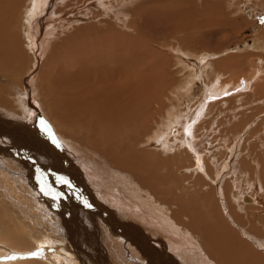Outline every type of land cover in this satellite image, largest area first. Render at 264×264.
Masks as SVG:
<instances>
[{"label": "rangeland", "instance_id": "1", "mask_svg": "<svg viewBox=\"0 0 264 264\" xmlns=\"http://www.w3.org/2000/svg\"><path fill=\"white\" fill-rule=\"evenodd\" d=\"M2 1L12 2L14 0ZM33 1L20 0L19 4L12 6L17 7L15 9V21H10L7 15H1L3 18H0L2 20H0V39L8 40L10 44L16 40L19 41V46L6 47L8 53L5 59L0 57V152L5 153H0V161L15 160L14 164L25 174L27 173L26 175L30 179L39 181L42 188L37 187L35 191L29 190V187L21 186L18 182H14L15 180L9 179L8 182L4 179V185L9 187L10 190H7L10 194L4 193L11 196L12 200L4 199L0 185V235L6 234L5 230L11 229L12 234L18 236L19 239L21 238L19 241L25 240L29 247L32 245L35 248L39 246L38 241L45 231L46 235L48 234L47 236H50L53 241L60 238L59 243L64 245L65 249L70 250L79 264H147L141 259V254L136 248L131 246L128 248L121 241L118 235L124 234L119 232L120 228L112 229V226L108 225L109 223L106 224L98 216L95 218L98 219L99 226L96 229L93 227V222L91 223L88 214L95 212L91 211L92 205L85 198L86 194H89L93 200L97 199L96 202L110 212L119 215L124 213L125 217L130 216L135 222L140 221L145 224V227L152 225L150 223L147 225L146 221V223L142 221L146 217L139 214L141 211L140 204L138 201L127 199L121 187L120 189H116L118 186L111 188L102 182H100L102 183L101 187L96 185V182L103 177L102 173L91 175L93 180L97 177L94 180L96 182H91L87 173V167L92 159L91 155H87L82 162L75 159L73 161V157L77 158L81 155L82 149L77 150L73 145L65 144L61 126L64 127L66 122L60 119L62 115L60 117L55 107L56 101H61L64 97L62 90L68 89L66 79L63 76L66 73L63 66L69 63L71 57L76 60H74L73 73L83 64L87 67L94 66L95 55L91 54L95 53V50L102 51L103 45L99 46L101 44L99 39L93 41L94 35L112 30L124 32L131 37V41H134L133 36L139 37L141 35L139 38L145 43L146 41L153 42L155 47L159 48L165 56L177 59L174 61L181 58L188 62L187 56L189 54L190 56L197 55L198 58L206 57L202 61L203 64L201 60L194 61V63L189 61V71L193 69L194 76L192 75L193 78H191L189 72L191 81L188 85L190 86L183 84L184 86L187 85L184 91L187 89L188 91L182 101L184 103L181 104V107L178 106L179 118L182 121L179 119L180 122L174 125L175 127L178 126L176 128L179 129V132L184 125L182 133H173L171 130L174 128H168L162 132L159 138L154 139V143L153 140L151 143L146 142L150 133L147 136L142 133L139 139H144L143 142L146 143L142 144L144 146L140 148L142 145L136 142L140 152L151 155V158L152 156L158 158V160L156 158L153 160L154 164L144 162L141 167L151 168L155 166L153 172H149L148 175L151 179L153 177L159 179L158 181L162 179L157 183L159 189L154 192V189L146 187V183L142 181L141 183L147 191H151L154 195L148 191L152 198H148L145 194H140V197L144 204L148 201L157 206H159L157 202L165 205V207L161 205L160 208L162 215L167 214V230H173L174 236L180 240L183 246V249H180V247L172 246L167 239H163L166 240V244H171L169 245L171 246L170 253L174 257H178L183 264H201V261L205 262L206 260L210 264H230L232 259L228 256H234L236 251L230 250L227 245L221 244L217 240L207 239L204 236L207 229H225L227 227L233 243L237 244L239 241H243L251 248V253L253 250L259 255L255 258L252 257V263L264 260V250H262L264 249V245H262L264 243V99L251 97L254 100L250 103L248 97L255 93L253 89L256 87V83L253 84V82H257V75L252 78L255 79L252 81L254 87L246 86V81L240 79L244 74H249L247 71L256 65L254 61L256 58L264 60V7L262 5L264 0H52L53 6L49 8L46 5L47 9L45 7L43 12L45 25L43 24L41 33L49 34L43 39L42 50L39 48L40 44L32 45L30 41V34H37L34 32L36 27L32 24L36 19L32 17L33 14H29ZM28 8L29 10H27ZM217 20L221 22V25H216ZM40 35L38 34V37ZM16 36L19 37L16 38ZM38 37L37 42L41 43L42 39L39 40ZM90 38L92 39L91 44L95 45L93 47L89 45ZM97 42L99 44H96ZM82 43H89V46L87 45L89 48H87L90 50ZM83 47H85L86 53L82 59L81 55H77V50ZM10 51L15 54H11ZM54 56L62 58L59 63H56L57 65L54 63L57 57L53 58ZM11 59L12 61H9ZM224 60L226 63L223 62ZM219 62L220 64H218ZM257 62V66H259L260 62ZM262 62L264 65V61ZM227 63L226 68L223 64ZM67 70L70 72V69ZM232 71L234 74L231 73ZM262 73L261 75L264 76V72ZM218 74L223 75L221 80L228 82L229 80L234 82L240 80L237 82L239 86H237L238 88L232 87L233 94H228L231 92L228 88L229 92L226 90L227 95L223 96L222 94L223 97L220 95L210 99L208 98L209 94L206 93L211 86L216 85L215 83L219 84V81L216 82L219 79L212 82L215 75ZM72 79V89H78L83 85L79 78L74 79L73 77ZM233 81L229 83L233 84ZM177 87L180 88L181 84L177 83ZM166 114V112H162L160 118H164ZM162 122L163 119L160 127L165 124ZM6 123L8 125L10 123L15 124L16 127H7ZM185 126L190 128V133L184 132L187 130ZM149 129H151L150 126ZM73 132L75 133V131ZM88 135L89 132H83L80 136L82 142L75 141L81 146L87 147V154L96 151L112 165L106 155L88 146L87 142L89 141L86 140L90 137H87ZM143 136L144 138H142ZM184 138L187 140L186 146L190 147L189 150L191 151H187V147L182 145L184 144L183 140L185 141ZM169 139L174 142H169ZM56 142L69 151L70 158L72 157V161L78 165V169L84 174L82 178L88 186L87 190L84 191L86 194H84L83 200L73 199L75 191H72L70 187H72L71 184L77 185L75 177L73 182L65 181L55 172L60 170L57 165L59 163L57 158L59 150ZM39 145L44 146L41 148ZM118 146L115 144V148ZM180 147H184V150L183 148L181 150ZM192 151L201 153L204 171L206 172L201 173L197 170L193 159V155L196 153ZM172 162L174 166H172ZM38 167L40 171L37 169ZM194 169L196 170L194 171ZM0 172H3L0 174L2 176L6 169L0 166ZM61 179L64 180L63 183ZM129 181L136 185V190H139L136 180L129 179ZM141 183L139 184L141 185ZM131 185L129 183L126 186L129 189V195L132 194ZM127 188H125L126 191ZM166 189H170L173 194L172 192L171 194L167 193ZM242 193L248 195L253 202H244ZM90 197L88 196L89 199ZM67 200H72L75 206L67 205ZM25 202L27 205L24 204ZM183 203L187 204L181 207ZM84 207L89 210H85ZM175 214L177 216H174ZM7 215L14 220H8ZM24 224L28 227L27 229ZM201 229L204 231L202 232ZM69 233L76 237L77 248L70 243L72 236ZM154 234L155 230L152 231L153 240H150V244L158 249L159 253H162L163 250H161L162 248ZM20 235L22 236L20 237ZM93 238L94 240H92ZM131 239L133 241V238ZM89 242L91 243L89 244ZM133 243L137 244L136 242ZM15 245L16 243L12 244V246ZM0 246H4L7 252L12 250L8 243L6 245V241H0ZM186 246L189 247V250L184 249ZM80 249L86 253L81 252ZM4 252L5 250L0 255L1 257H4ZM256 258L259 260L256 261Z\"/></svg>", "mask_w": 264, "mask_h": 264}, {"label": "bare ground", "instance_id": "2", "mask_svg": "<svg viewBox=\"0 0 264 264\" xmlns=\"http://www.w3.org/2000/svg\"><path fill=\"white\" fill-rule=\"evenodd\" d=\"M19 1L20 0H14L12 2H8V1L4 2V1L0 0V18H3V16H1V15H7L9 17L10 21H15V19H14L16 16L15 15V9H17V7H15V6L12 7V6L15 4H19ZM52 3H53L52 0H34L31 4L32 8L30 10H29V8L27 9L30 11L29 14H31V15L33 14L34 16L32 15V17L33 18L35 17V19H36L35 22L32 24H33V26L36 27V28L34 27L36 29V31H34V32H37V34L35 35V34L31 33L30 34V41H31L32 45L40 44V47H39L40 49H41V46L43 47V39L49 34V33H44V34L41 33V30L43 29V27L45 25V22L43 20L44 19V16H43L44 8L46 7L45 9H47V6H49V8H51V6H53ZM262 5L264 7V4H262ZM120 14H124V13H120ZM159 15H161V13ZM123 21H124V19H123ZM217 22H218V20H217ZM213 24H214V21H213ZM213 24H210V25H213ZM5 25H7V24H5ZM216 25H221V22L219 21L218 23H216ZM6 29H8V28H6ZM38 34L39 35L41 34V35L38 37ZM94 36L95 37H94L93 41L99 39V41L101 43L99 46H101L103 44L102 48H101L102 51L95 50V53L91 54V55H95V58H97V59L94 58V60H95L93 62V63H95L94 66L87 67V66H84V64L82 62L83 66L80 68H77V70L75 69L76 71H74V73H73L72 71L74 69L73 67L75 64L74 63L75 58H72V57L70 58L69 63H66V65L63 66V68L65 69L64 71L66 72L63 74V76L66 79L68 89L62 90V91H64V93H63L64 97L62 98L61 101H56V104H55V107H56L57 111L59 112L58 114H60V117L62 115V118H60V119H62L63 121L66 122V125L64 127L61 126V132L64 134L63 138L65 140V144L67 143L68 146L73 145L77 150L82 149L80 152L81 155L78 156L77 158L73 157V161L75 159L76 161L82 162L86 158L87 155L92 156V159L90 160L89 165L87 167L88 177L90 178L91 182L94 181L95 178H97V177H95L93 180V179H91V177H92L91 175L102 173L103 177L100 180H98L97 182L94 181V182H96V185L101 187L102 183H103L104 185L111 186V188L112 187L115 188V186H118V188H116V189H120V187H121L122 191L124 190L123 192H124L125 196L127 197V199H130V200L132 199V200L138 201V203L140 204L141 207H139V208L141 209V211H139V214H142V216L144 215L146 217V219L144 218V220H142V219L141 220L144 223L147 222V225H148V223H150L156 229L153 228L152 226L145 227V224H142L140 221L135 222L134 219L131 218L130 216L125 217L124 213H121L119 215L117 213L110 212V210H108L107 208L101 206L98 202H96L97 199L93 200L89 194H86V192H84V191L87 190L88 185H86V183L84 182V180L82 178V175H84V174H82L83 172H81L78 169V165H76L72 161V157L70 158V156H69V151H67L62 145H60L57 142H56L57 143L56 146H58V150H59V151L57 150L58 151L57 158L59 161V163L57 162L58 163L57 165L59 166L58 168H60V170H57L55 172L57 174H59L60 175L59 177L64 179L65 181L73 182V179L75 177V180L77 181V185L73 186L71 184L72 187H70V189L72 191H75L73 199L83 200L84 199L83 196H84V194H86L85 198L92 205V207L90 209H91V211L95 212L93 214H88V216L91 218L90 219L91 223L93 222V227H95V229L97 226H99L97 223L98 219L95 218L96 216H98L100 219H103V221H105L106 224L109 223L108 225L112 226L111 227L112 229H117V227L120 228L119 232H122L124 235H122V236L118 235V237L121 239V241H123L127 245L128 248H130L129 246L136 248L137 251H139V254H141V259L146 261L147 264H183V262L178 257H176V256L174 257V255H172L170 253V247L171 246H169V245L172 244V246H176L178 248L180 247V249H183V246H182V243L180 242V240H178V238H176V236H174V234H175L174 231L173 230H167V228H168V225H167L168 221L166 220L167 214L165 213L162 215L161 208H160L161 205L164 207H165V205L161 204L160 202H157V204L159 205V206H157V205L152 204L148 201H146L144 204L142 201V198L140 197V194H145L148 198H152V195H150L148 193L149 190L147 191L146 187L154 189L153 191L155 192V190L159 189V187H158L159 185H157V183L160 182L162 179H160V181H158L159 179H154V177L151 179L149 177L148 173L151 172L155 166H153L151 168H142L141 167V165L144 162H151L154 164L155 162H153V160H155V158L157 156H152V158H153L152 159L150 157L151 155L149 156V154H143L142 152H140L137 149V145H138V143L140 145H142L146 142L151 143L152 140L154 143V139L159 138L160 135H162V132L168 128H170V129L174 128L173 130H171L173 133H176V132L182 133L181 132L182 127L184 125L182 124L183 126L180 128V130H181L180 132H179V129L176 128L178 126L175 127L174 125H177L175 123H179L180 122L179 119H181V118H179V116H180L179 112L180 111H179L178 106L181 107V104L184 103V102L182 103V101L185 99L186 93L188 91V89L184 91V88L191 81L190 76H189V72L191 74V78H193L192 75L194 76L193 69H191V71H189V61L194 63V61L196 62V61L201 60V62H202L206 59V57L205 58H200V57L198 58L197 55L190 56V54L189 55L187 54L188 55L187 56L188 62H185L181 58H178V61H174V59H176V58H170L169 56H165L159 48L155 47L156 45H154L153 42L150 43L149 41L148 42L146 41V43H145L142 39L139 38V37H141V35H139V37L133 36L132 39L134 41H131V37H129V35H126L124 32H121V31L110 30V31L104 32L103 34H96ZM17 37H19V36H16V38ZM37 37L40 38L39 40L42 39L41 43L37 42ZM151 40L153 41V39H151ZM81 42H83V41H81ZM89 43H84V44L82 43V45H84L86 48L89 45H90V47L95 46L94 44L93 45L91 44L92 43L91 38L89 40ZM18 44H19L18 40L14 41L12 44H10V42L8 40L0 39V57L3 59H5L7 57L8 50L6 47H12L13 48L14 46H19ZM96 44H99V43L97 42ZM85 47L79 48L77 50L78 51L77 55H81L82 59L84 57L83 55L86 53V49H84ZM16 50H18V49H16ZM62 50H63V48L61 49V51ZM65 50H66V48H65ZM88 50H90V49H88ZM10 53L12 54L13 52L10 51ZM70 53H71V51H70ZM88 53H90V51H88ZM13 54H15V53H13ZM56 57H57V60H54L53 58H56ZM174 57H176V55H174ZM189 57L191 58L190 60H189ZM53 58L52 59L55 61L54 62L55 64L59 63L62 59L60 56H54ZM88 60L90 62V59H88ZM9 61H12V59ZM254 61L256 62V65L247 71L249 74L245 75L243 73L244 76H242L240 78L241 81H243V80L246 81V86L254 87L252 85V81L255 79H252V78L255 77V75H257V82H253V84L256 83V87L253 89V91L255 93L252 94V96H248L250 98L249 100L251 101L250 103H252L254 100V99L252 100L251 97L257 98V99L258 98L264 99V76L261 75V74H263L262 72H264V65L262 62L264 60L261 58H256ZM257 61L260 62L259 66H257V63H258ZM84 62H86V61H84ZM201 62H199V63H201ZM220 62L218 64H220ZM223 62H225V60ZM228 63L223 64V66L225 65V67H226L228 65ZM244 63H246V62H244ZM202 64H203V62H202ZM79 65L81 66V64H79ZM192 65H194V64H192ZM232 65H234V64H232ZM77 66H78V64L76 65V67ZM172 66H175L173 68H176V69L173 70ZM176 66H178V67H176ZM221 66H222V64H221ZM223 66H222V68H224ZM67 69H70V72ZM232 69L234 70V67ZM245 69H247V68H245ZM219 72H221V71H219ZM231 73H233V71ZM73 77H74V79L79 78L80 83L83 84L78 89H75V90L72 89V85H73V79L72 78ZM222 77H223V75H220V74L215 75V78L213 79L212 82H214L216 79H219L216 81V82L219 81V84L215 83L216 85L211 86L207 90L208 93H206V94H209L208 98L213 99L216 96H220V95L222 96V94H223V96H225L229 92L227 90L228 88L231 91L228 94H233L232 93L233 92L232 87L239 86V85H237V82H239L240 80L234 82L233 80H229L227 78L229 80V82L233 81V84H232V83H229L227 80H221L220 78H222ZM186 81H187V83H186ZM75 83H76V80H75ZM177 83L181 84L180 88L177 87ZM192 83H194V82H192ZM183 84H187V85L184 86ZM209 85H211V84H209ZM57 86H59V85H57ZM189 86L190 85H188V87ZM81 87H83V88H81ZM59 88H60V86H59ZM58 95L60 96L59 92H58ZM61 96H63V95H61ZM229 99H231V98H229ZM257 99H255V100H257ZM224 101H226V100H224ZM227 101H229V100L227 99ZM211 102H213V101H211ZM53 104H54V101H53ZM205 104L207 105V103H205ZM247 106H248V104H247ZM162 112L167 113L164 116V118H160V115ZM56 115H57V113H56ZM162 119H163L162 123H165V124H163L164 127H163V125L160 127ZM187 120H189V119H187ZM181 121H182V119H181ZM146 124H147V126H145ZM149 126L151 127V129H149ZM7 127L14 128L16 126H15V124L10 123L9 125L7 124ZM58 127H60V126H58ZM29 128H31V127L29 126ZM170 129H169V131H170ZM185 129H187L186 131H184L185 133H188V132L190 133V130H189L190 128H188V126H185ZM42 131H43V129H42ZM73 131H75V133ZM86 131L89 132V135L87 137L90 136L89 138H86V140L89 141V142H87L88 146L92 147V148L98 150L99 152H101L102 154L106 155L109 158L112 165H110L106 159L104 160L102 158L103 155L101 157L98 154V152H96V151H91L87 154V150H88L87 147L81 146L80 143L75 141V140H77V141L82 142L81 141L82 137H80V136L83 132H86ZM19 132H20V130H19ZM142 133H144V136L145 135L147 136L150 133L147 137L146 142H143L144 139H141V140L139 139L141 137ZM26 135L29 136V134H26ZM181 135H183V134H181ZM48 136H49V134H48ZM144 136L142 138H144ZM170 136H172V135H170ZM167 139H166V141H167ZM181 139H182V137H181ZM172 140L169 139V142L170 141L172 142ZM136 142H138V143L136 144ZM186 142H187L186 139H185V141L183 140L184 144H182V145L186 146ZM191 142H193V141H191ZM51 143H52V141H51ZM115 144H118L119 146L117 148H115ZM39 146H41V145H39ZM43 146H41V148ZM143 146L144 145L140 146V148H142ZM186 147H185V149H186ZM25 148H27V147H25ZM182 148L184 150V147H182ZM182 148H181V150H182ZM189 149H190V147L189 148L187 147L186 150L188 151ZM157 151H159V150H157ZM189 151H191V150H189ZM2 152L3 151H1L0 153H2ZM192 152H194V151H192ZM25 153H26V151H25ZM194 153H196V152H194ZM150 154H152V153H150ZM51 155H52V153H51ZM180 155H182V154L180 153ZM186 156H187V154H186ZM28 157H30V156L28 155ZM156 159L158 160V158H156ZM193 159H194L195 166L198 168L197 170H199L201 173L206 172V171H204L203 156L201 155V153L197 152L195 155H193ZM53 161H54V159H53ZM14 162H15V160L12 161V160H7V159H5L4 162L0 161V166L2 168L6 169L5 174L0 176V185H1L3 193L6 192V193L10 194V192L8 191V190H10L9 187L4 185V179L8 180V182H9V179H11L13 181L15 180L14 182H16V183L18 182L19 184H21V186L23 185L25 187H29V190L32 189L35 191V189H37V187L42 188L41 183L39 181H35L33 179H30L26 175L27 173L25 174L22 170H20L18 168V166L14 164ZM173 162L171 163L172 166H174ZM23 164H24V162H23ZM160 165H161V161H160ZM34 166H35V164H34ZM39 166H40V163H39ZM217 167L219 168V166H217ZM37 169H39V167ZM47 170H48V168H47ZM47 170H45V171H47ZM195 170L196 169H194V171ZM39 171H40V169H39ZM170 171H171V169H170ZM245 171H247V170H245ZM1 173H3V172H0V174ZM173 176H174V174H173ZM62 179H61V181L63 183L64 180H62ZM129 179L137 181L138 186H139L138 187L139 190L135 189L136 185L134 183L130 182ZM142 181L146 183L145 184L146 187L143 186V184L141 183ZM100 182H102V183H100ZM129 183L132 184L131 185L132 187H130L131 188L130 191L132 193V194L130 193L131 195H129V189L126 187ZM139 183H141V185ZM124 187L128 189L127 190L128 192L125 190ZM140 188H142V189H140ZM165 191L167 193H170V194L172 192L170 189H166ZM149 192L152 193L151 191H149ZM6 193H4V195L1 194L4 196V199L12 200L11 196L7 195ZM12 193H14V192H12ZM31 193H32V191H31ZM155 194L157 195V193H155ZM170 194H162V195L169 196ZM172 194H173V192H172ZM242 194H243V198H244V196H248L244 193H242ZM88 196L90 197V199L88 198ZM27 198H28V196H27ZM165 201H166V199H165ZM243 201L247 202L244 199H243ZM5 203H6V201H5ZM83 203H86V202L83 201ZM24 204H26V202ZM186 204L187 203H183L181 205V207H184ZM193 204H195V203L193 202ZM67 205H70L71 207L75 206V204L72 203V200H69V201L67 200ZM133 206H134V204H133ZM33 208H34V206H33ZM33 208H31V210H33ZM84 208H85V210H89L87 207H84ZM136 208H138V207H136ZM73 211L75 212V210H73ZM5 212H6V210H5ZM193 212H195V211H193ZM18 213H20V212H18ZM197 213H199V212H197ZM213 214H214V212H213ZM23 215H24V213H23ZM23 215H21V216L23 217ZM146 215H148V216H146ZM149 215H152V217H149ZM204 215H205V213H204ZM18 216L19 215H17V217ZM174 216H177V215L175 214ZM7 217L9 218L8 215H7ZM11 217H12V215H11ZM19 218H20V216H19ZM10 219H12V218H9L8 220H10ZM12 220H14V219H12ZM12 220H11V222H12ZM160 221L161 222L163 221V223L161 224ZM198 221H197V223H198ZM8 223H9V221H8ZM27 223H28V221H27ZM124 223H125V225H124ZM22 225H23V223H22ZM10 226H11V223H10ZM67 226L69 227V225H67ZM213 227H214V225H213ZM2 228H6V227H2ZM17 228H19V227H17ZM27 228L28 227L26 226V229ZM2 230H5V229H2ZM13 230L15 231L16 229H13ZM85 230L87 231V229H85ZM100 230H101V228H100ZM154 230H155L154 235L157 238V242L160 245V247L162 248L161 250H163L162 253H159L158 249H156L155 247H153L152 244H150V240H153L152 239L153 238L152 231H154ZM201 230H202V232L204 231L203 229H201ZM5 231H6V234L0 235V241H2V242L6 241V245L8 243L9 247H11L12 250L10 252H7L6 249H4V246H0V255L3 254L4 250L6 252V255L4 252V255H3L4 257L0 256V264H79L78 261H76L75 257L70 253V250L65 249L66 247L64 248L63 247L64 245L62 246V244L59 243L60 241H58V240L60 238L58 240L53 241L50 236H47L48 234L46 235L45 231H44V233H42V236L40 237V239L38 241L39 246L38 247L36 246L35 248H33L32 245H31V247H29L27 242H25V240L24 241L21 240L22 242L19 241L21 238L19 239L18 236H15L14 234H12L13 231L11 229L10 230L7 229ZM24 232H25V230H24ZM205 232H206V235H204V236L207 239L217 240L221 244L227 245L230 250L234 249L236 251V253H234V256H228L230 259H232L230 264H264L263 259L262 260L260 259L261 261H259L257 263H255V261L252 263V261H253L252 257L255 258L256 256H259V255L253 250H251L252 251V253H251L250 252L251 248L248 247L247 244H244L243 241H239L237 244L233 243L230 239V231L227 227H225V229L224 228H221V229L211 228V229H207ZM110 235H111V233H110ZM21 236L22 235H20V237ZM71 236H72V238L70 240V243L74 247L77 248L78 245L76 242V237L74 235H71ZM232 236H233V234H232ZM53 237H55V236L53 235ZM131 238H133V241ZM163 239H167V241H169L171 244L170 243H169V245L166 244V240H163ZM92 240H94V238ZM92 240H91V242H92ZM91 242H89V244ZM130 242H132V243L128 244ZM133 242H136L137 244H134ZM15 243H16V245L12 246V244H15ZM259 244H260V242H259ZM262 245H264V243ZM260 246H261V244H260ZM184 249L189 250V247L186 246V248H184ZM80 250H82V249H80ZM262 250H264V249H262ZM76 251L79 252L78 250H76ZM81 252H83V250ZM72 253L75 254V256H77V254L74 251H72ZM83 253H86V252H83ZM98 253H100V252H98ZM29 255H31V256H29ZM149 256H152V257H149ZM203 260H204V258H203ZM255 260L257 261L259 259L256 258ZM201 264H210V262H208L207 260L205 262L201 261Z\"/></svg>", "mask_w": 264, "mask_h": 264}, {"label": "water", "instance_id": "3", "mask_svg": "<svg viewBox=\"0 0 264 264\" xmlns=\"http://www.w3.org/2000/svg\"><path fill=\"white\" fill-rule=\"evenodd\" d=\"M244 200H246L247 202H251V199L248 196H244Z\"/></svg>", "mask_w": 264, "mask_h": 264}]
</instances>
